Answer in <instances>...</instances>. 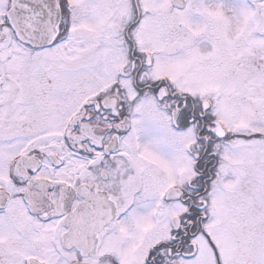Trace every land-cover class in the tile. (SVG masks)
<instances>
[{
    "label": "snow or ice",
    "instance_id": "snow-or-ice-1",
    "mask_svg": "<svg viewBox=\"0 0 264 264\" xmlns=\"http://www.w3.org/2000/svg\"><path fill=\"white\" fill-rule=\"evenodd\" d=\"M0 264H264V0H0Z\"/></svg>",
    "mask_w": 264,
    "mask_h": 264
}]
</instances>
